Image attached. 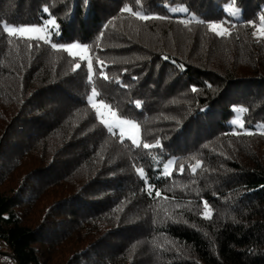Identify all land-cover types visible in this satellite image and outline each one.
Masks as SVG:
<instances>
[{
	"label": "trees",
	"instance_id": "trees-1",
	"mask_svg": "<svg viewBox=\"0 0 264 264\" xmlns=\"http://www.w3.org/2000/svg\"><path fill=\"white\" fill-rule=\"evenodd\" d=\"M261 16L264 0H0V24L53 33L37 45L0 28L3 259L264 264ZM93 88L139 147L107 132Z\"/></svg>",
	"mask_w": 264,
	"mask_h": 264
},
{
	"label": "snow or ice",
	"instance_id": "snow-or-ice-1",
	"mask_svg": "<svg viewBox=\"0 0 264 264\" xmlns=\"http://www.w3.org/2000/svg\"><path fill=\"white\" fill-rule=\"evenodd\" d=\"M124 11L131 12L132 9L125 8ZM173 11H175V9H173ZM44 12H48V9L45 8ZM134 15L137 16L140 19H149L150 18L147 15H143L142 16L140 12H135ZM158 18L163 19V17H158ZM260 19H261L262 22H264V16H261ZM49 23L52 24V25H55V20H50ZM224 23H226V22H224ZM208 26H209L210 30L213 31L217 36L223 37L225 35L226 30H223V31L222 30H218V29H221L223 27V23H211ZM0 28H2L3 32L7 33V35L9 37H13V36L27 37V39H29V40H36L37 41V45L39 44L40 41H44L45 43H50L51 42L50 41V36H51L50 32L48 34L49 38H46L43 35H35L37 33H40L42 31H44V29L41 28V27H37V26H10L7 23H2V24H0ZM258 31L260 32L261 36H264V27L259 28ZM254 35H255V33H254ZM29 47L31 48L32 45L29 44ZM51 47L53 49H56L57 48V44L52 42L51 43ZM79 47H80L79 45L73 44V45H71V47L65 48L64 51H66L70 55H72L73 54V49H76V48H79ZM82 51L86 52L87 49H82ZM80 59L84 60V59H86V57L82 56ZM98 63L101 65V67L98 69V74H103V67H102L103 62H98ZM86 66H87L88 73L91 74L92 71H93L92 62L90 60H88ZM75 68L76 69H80L81 68V64L80 63H76L75 64ZM105 78H107V77H105ZM91 79H92V77H91V75H89L88 76L89 82H91ZM192 91H196L195 87H193ZM97 96H98V92L96 91L95 88H93V90L91 91V95L88 97L89 102L91 103L92 99L94 97H97ZM106 106L107 105H105L102 100L98 101V103H93L92 104V107L96 109L97 115L100 117V123L104 124L106 126V129H107L108 133H110V134H118V136L120 138L125 137L128 129H133V130H135V133H139L138 125L136 123H134L130 119H117V120L112 121L111 123H109L106 120H104L103 113L100 111V108L101 107H106ZM136 107L139 108L140 105L137 104ZM237 111H242V109H237ZM111 114H112V116H116L115 112H112ZM125 126H127V127H125ZM127 138L131 141V143L133 145H136L137 147L140 146L139 140H138L136 134L128 136ZM151 147H152V145L149 144V143H144L143 144V148L144 149H149ZM170 163H175V161H170ZM167 166L168 165H165V169L167 168ZM180 171L183 172V168H181ZM193 171H195V169H193ZM137 172L139 174V177L144 180L145 188L146 189L147 188H152L153 186L148 183L149 177L147 176L145 170L143 168H137ZM148 195H151V192H148ZM156 195L157 196L159 195L158 191H157ZM205 207H207V205H205Z\"/></svg>",
	"mask_w": 264,
	"mask_h": 264
},
{
	"label": "rangeland",
	"instance_id": "rangeland-1",
	"mask_svg": "<svg viewBox=\"0 0 264 264\" xmlns=\"http://www.w3.org/2000/svg\"><path fill=\"white\" fill-rule=\"evenodd\" d=\"M229 10L231 11V14L232 15H235V9L233 8V7H230L229 8ZM10 26H12V25H10ZM37 27H40V26H37ZM261 27H264V25L263 24H261V25H259V27L257 28V37H259V38H264V36H261V34H260V32L258 31V29L259 28H261ZM41 28H43L44 29V31H42V32H40V33H37V34H35V35H43V36H45L46 38H49V36H48V34H49V32L51 33V36H50V39L53 37V33L51 32V28H48L47 26H44V27H41ZM218 30H226V32L225 33H227V29H226V27H222L221 29H218ZM68 47H71V45H67V46H64V48H68ZM82 49H87V51L85 52V51H82ZM72 56H75V57H79V58H81L82 56L83 57H86V59H84L85 61H87L88 62V60H90L91 61V55H90V51H89V49L87 48V47H84V46H80L79 48H76V49H73V54H72ZM92 62V61H91ZM98 101H100L99 99H98V96L97 97H94L93 99H92V102L90 103L91 104V106H92V104L93 103H98ZM105 105H107L106 107H101L100 108V111L103 113V118H104V120H106L107 122H109V123H111L112 121H114V120H117V119H124V118H121L120 116H118L117 114H116V116H112V112H114V110L111 108V106L110 105H108V104H106V103H104ZM95 109V108H94ZM96 110V109H95ZM238 114L240 115L241 114V111H238ZM99 117V116H98ZM99 119H100V117H99ZM235 124H239L240 126L242 125V124H240L239 123V121H235L234 122ZM125 127H127V126H125ZM140 131V130H139ZM133 134H136L137 135V138H138V140H139V142H140V133H135V130H133V129H128L127 130V133H126V135H125V137L124 138H127L128 136H131V135H133ZM171 170V169H170Z\"/></svg>",
	"mask_w": 264,
	"mask_h": 264
},
{
	"label": "built area",
	"instance_id": "built-area-1",
	"mask_svg": "<svg viewBox=\"0 0 264 264\" xmlns=\"http://www.w3.org/2000/svg\"><path fill=\"white\" fill-rule=\"evenodd\" d=\"M11 255V252L8 248H0V264H12L8 261H5L3 258L7 257L5 255Z\"/></svg>",
	"mask_w": 264,
	"mask_h": 264
},
{
	"label": "water",
	"instance_id": "water-1",
	"mask_svg": "<svg viewBox=\"0 0 264 264\" xmlns=\"http://www.w3.org/2000/svg\"><path fill=\"white\" fill-rule=\"evenodd\" d=\"M5 256L12 258V256H11V255H7V254H6Z\"/></svg>",
	"mask_w": 264,
	"mask_h": 264
}]
</instances>
